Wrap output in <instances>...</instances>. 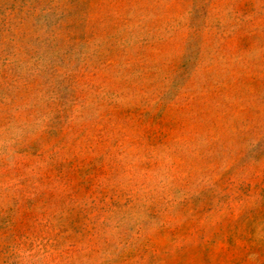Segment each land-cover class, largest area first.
I'll return each mask as SVG.
<instances>
[{"label": "rangeland", "instance_id": "374dc122", "mask_svg": "<svg viewBox=\"0 0 264 264\" xmlns=\"http://www.w3.org/2000/svg\"><path fill=\"white\" fill-rule=\"evenodd\" d=\"M0 264H264V0H0Z\"/></svg>", "mask_w": 264, "mask_h": 264}]
</instances>
